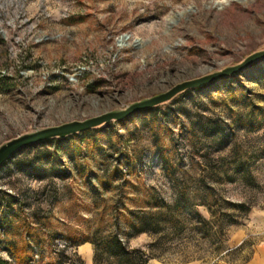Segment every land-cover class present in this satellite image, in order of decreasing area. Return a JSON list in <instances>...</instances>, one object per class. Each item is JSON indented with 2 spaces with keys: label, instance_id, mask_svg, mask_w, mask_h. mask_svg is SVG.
<instances>
[{
  "label": "rangeland",
  "instance_id": "rangeland-1",
  "mask_svg": "<svg viewBox=\"0 0 264 264\" xmlns=\"http://www.w3.org/2000/svg\"><path fill=\"white\" fill-rule=\"evenodd\" d=\"M261 49L264 0H0V145ZM110 233L147 264H264V60L0 166V256L95 264Z\"/></svg>",
  "mask_w": 264,
  "mask_h": 264
},
{
  "label": "water",
  "instance_id": "water-1",
  "mask_svg": "<svg viewBox=\"0 0 264 264\" xmlns=\"http://www.w3.org/2000/svg\"><path fill=\"white\" fill-rule=\"evenodd\" d=\"M261 60H264V49L249 54L235 65H230L221 70L182 81L162 93L133 102L123 109L107 111L84 120H72L59 125L48 126L14 137L0 145V166L9 160L16 152L25 147L105 127L113 121L125 120L136 113L150 110L161 104L167 103L189 89L199 88L222 78L241 73Z\"/></svg>",
  "mask_w": 264,
  "mask_h": 264
},
{
  "label": "trees",
  "instance_id": "trees-1",
  "mask_svg": "<svg viewBox=\"0 0 264 264\" xmlns=\"http://www.w3.org/2000/svg\"><path fill=\"white\" fill-rule=\"evenodd\" d=\"M90 241L95 247V264H103L102 261L104 256H106L108 264H147L153 257L152 253L146 249L130 247L128 243L117 233H110L101 239L92 238ZM13 257L15 263L0 256V264H27V253L23 252L21 254L18 251H14ZM79 260L80 264H83L82 259ZM52 264H62L60 257L59 261H55Z\"/></svg>",
  "mask_w": 264,
  "mask_h": 264
},
{
  "label": "bare ground",
  "instance_id": "bare-ground-1",
  "mask_svg": "<svg viewBox=\"0 0 264 264\" xmlns=\"http://www.w3.org/2000/svg\"><path fill=\"white\" fill-rule=\"evenodd\" d=\"M127 38H128V35L124 36V37H123V40H126Z\"/></svg>",
  "mask_w": 264,
  "mask_h": 264
},
{
  "label": "crops",
  "instance_id": "crops-1",
  "mask_svg": "<svg viewBox=\"0 0 264 264\" xmlns=\"http://www.w3.org/2000/svg\"><path fill=\"white\" fill-rule=\"evenodd\" d=\"M88 250H89V255H90V253H91V252H90V249H88Z\"/></svg>",
  "mask_w": 264,
  "mask_h": 264
}]
</instances>
